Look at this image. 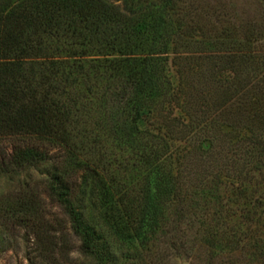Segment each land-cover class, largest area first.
Listing matches in <instances>:
<instances>
[{
  "label": "rangeland",
  "instance_id": "obj_1",
  "mask_svg": "<svg viewBox=\"0 0 264 264\" xmlns=\"http://www.w3.org/2000/svg\"><path fill=\"white\" fill-rule=\"evenodd\" d=\"M106 1L167 23L138 149L117 146L109 118L73 139L76 154L35 136L1 142L0 213L11 201L30 209L0 217V264H264V0ZM19 148L42 156L17 166L7 159ZM55 170L95 233L91 251L49 193ZM120 203L137 216L149 205L143 239Z\"/></svg>",
  "mask_w": 264,
  "mask_h": 264
},
{
  "label": "trees",
  "instance_id": "obj_2",
  "mask_svg": "<svg viewBox=\"0 0 264 264\" xmlns=\"http://www.w3.org/2000/svg\"><path fill=\"white\" fill-rule=\"evenodd\" d=\"M123 10L106 0H0V144L35 136L76 154L73 139L95 135L109 118L117 146L132 154L138 149L130 139L138 132L142 100L155 87L157 45L167 23L157 10L137 14L126 2ZM41 156L19 148L7 160L23 166ZM63 180L55 170L49 193L69 209L75 234L91 251L95 233L70 208ZM150 195L147 186L145 199ZM7 204L0 217L29 219L28 200ZM148 206L138 216L123 203L114 207L125 212L135 239L145 237Z\"/></svg>",
  "mask_w": 264,
  "mask_h": 264
}]
</instances>
